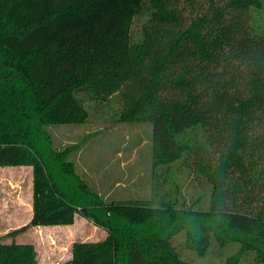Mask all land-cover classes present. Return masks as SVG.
Instances as JSON below:
<instances>
[{"label": "trees", "instance_id": "trees-1", "mask_svg": "<svg viewBox=\"0 0 264 264\" xmlns=\"http://www.w3.org/2000/svg\"><path fill=\"white\" fill-rule=\"evenodd\" d=\"M141 21L140 27H135ZM134 27V28H133ZM123 103L153 125V168L180 162L210 186L178 198L109 200L79 173L51 125L88 121L86 102ZM33 171L31 221L0 237V264H39L30 227L80 215L106 231L72 244L70 264H196L214 238L264 264V0H0V167ZM167 169V170H168ZM198 203L203 208H195Z\"/></svg>", "mask_w": 264, "mask_h": 264}, {"label": "rangeland", "instance_id": "rangeland-1", "mask_svg": "<svg viewBox=\"0 0 264 264\" xmlns=\"http://www.w3.org/2000/svg\"><path fill=\"white\" fill-rule=\"evenodd\" d=\"M141 24L139 21L135 27H140ZM111 99L108 104L87 100L86 107L90 117L85 123L49 127L57 146L73 147L71 158L75 161L79 173L109 200H149L153 197L154 184L160 185L167 179L166 189H178L175 192L179 199L182 197L181 193L188 198L202 195L206 205L210 195V186L206 179L203 176L197 177L189 168H183L180 162L173 164L172 171L166 167L153 168L152 123L117 120L123 103L118 95ZM28 169L18 166L0 169L1 177L17 182L18 186L11 188L10 192L21 195L24 201L20 206L23 208L22 213H2L10 210L9 203L4 202L10 198V194L7 184L0 181V225L4 222L11 227L4 233L3 227L0 226L3 242H11L12 237L7 236V233L17 229L13 228L14 226H24L22 224L28 220L27 212L30 209L28 210L25 202L30 199L31 190ZM194 207L203 208L200 203ZM86 220L79 217L71 227H45L38 228L39 230L30 227L17 234L15 239L35 243L39 264H69L74 242L99 241L105 237L97 226ZM184 239L185 233L182 232L173 238V244L177 246L183 259L196 264H221L240 247L237 242L220 246L213 238L207 253L202 256L186 248ZM238 264H257L254 251L247 252Z\"/></svg>", "mask_w": 264, "mask_h": 264}, {"label": "crops", "instance_id": "crops-1", "mask_svg": "<svg viewBox=\"0 0 264 264\" xmlns=\"http://www.w3.org/2000/svg\"><path fill=\"white\" fill-rule=\"evenodd\" d=\"M7 167H13V166H7ZM7 167H5V168H7ZM18 167H20V168H29L28 170V172H29V174H30V183H31V190H30V199H27L25 202H26V205H28V210L30 209V211L29 212H27L28 213V220L26 221V222H24L22 225H26V224H28L30 221H31V218H32V215H33V171H32V167H30V166H18ZM4 168V167H3ZM0 169H1V167H0ZM27 172V171H26ZM27 172V173H28ZM5 180H4V179ZM0 181L1 182H3L4 184H7L6 185V187L9 189L8 190V193L10 194V198H8V199H6V201H4V202H8L9 203V211L7 210V211H4V212H2V213H22V207H20L21 206V204L24 202L23 201V198H22V196L21 195H19V194H13V193H11L10 192V190H12L11 188H14V187H16V186H18V184H16L17 182H13L11 179H7V178H5V177H1L0 176ZM15 195V196H14ZM0 212V213H1ZM79 217H81V219H83V220H86V218H84V217H82V216H80V215H77L76 216V220H75V222L73 223V224H70V225H54V226H37V227H32L33 229H36V230H39L40 228H45V227H71V226H73L75 223H76V221H77V219L79 218ZM87 221V220H86ZM9 224L8 223H4V222H2L1 223V227H3V230H2V232H8V230L11 228V227H9L8 226ZM21 225H18V226H14L13 228H18V227H20ZM94 226H96V225H94ZM98 227V226H97ZM39 228V229H38ZM102 232H103V234H104V236H106V231H104L102 228H100V227H98ZM105 238V237H104ZM35 244V243H34ZM72 258V257H71ZM70 264V263H69Z\"/></svg>", "mask_w": 264, "mask_h": 264}]
</instances>
